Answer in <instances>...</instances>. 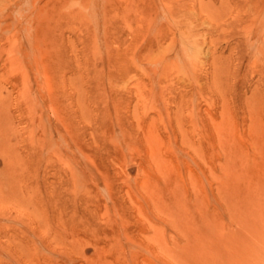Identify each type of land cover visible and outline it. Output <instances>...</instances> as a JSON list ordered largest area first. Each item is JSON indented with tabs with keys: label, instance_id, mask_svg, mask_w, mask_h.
<instances>
[{
	"label": "rangeland",
	"instance_id": "obj_1",
	"mask_svg": "<svg viewBox=\"0 0 264 264\" xmlns=\"http://www.w3.org/2000/svg\"><path fill=\"white\" fill-rule=\"evenodd\" d=\"M192 209L264 264V0H0V264H184Z\"/></svg>",
	"mask_w": 264,
	"mask_h": 264
},
{
	"label": "bare ground",
	"instance_id": "obj_2",
	"mask_svg": "<svg viewBox=\"0 0 264 264\" xmlns=\"http://www.w3.org/2000/svg\"><path fill=\"white\" fill-rule=\"evenodd\" d=\"M191 224L188 221V214L184 215V223L180 226L181 235H182V258L184 264L189 261L190 251L197 252L203 244L210 240L209 237V225L206 226L203 222L200 213L197 216V210L192 209L191 213ZM187 216V218L185 217ZM207 223V220H206ZM210 224V222H208ZM215 244V243H214Z\"/></svg>",
	"mask_w": 264,
	"mask_h": 264
}]
</instances>
